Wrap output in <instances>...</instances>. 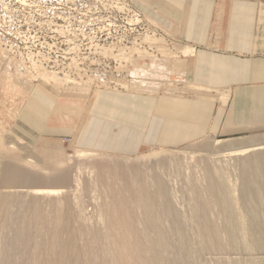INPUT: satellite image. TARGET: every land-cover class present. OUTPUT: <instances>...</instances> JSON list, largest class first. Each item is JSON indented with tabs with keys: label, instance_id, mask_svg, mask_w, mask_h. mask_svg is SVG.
<instances>
[{
	"label": "rangeland",
	"instance_id": "1",
	"mask_svg": "<svg viewBox=\"0 0 264 264\" xmlns=\"http://www.w3.org/2000/svg\"><path fill=\"white\" fill-rule=\"evenodd\" d=\"M258 2L261 9L259 39L264 42V0H258ZM149 19L138 10L137 0H0V174L2 176V173L7 168H10L13 173L15 172L14 170H18L19 173L33 176L36 180H55L64 175L70 179L67 180L69 183H64L65 185L56 182H51L50 184L34 182L35 184L30 183L27 186H23L24 188H6L1 182L0 201L3 195L7 196L10 194L9 196L12 195L14 198H12V201L18 203L20 200H26V203L29 204L33 196L31 197L30 195L31 199L29 200L23 194L33 191L28 190L31 187L44 192H62L63 190V198H69L70 201L68 203L70 204L63 208L62 214L65 216L64 220L67 223L60 227L63 231L60 229L61 232L59 234L61 235L62 233L61 236L65 238L66 242L69 236H78L79 234V236H83L84 242L88 241V243H91L93 247L87 251V254L86 252V255L80 254L83 264H92L91 257L94 256L93 253H96L95 240L91 239V236L96 233L94 231L100 230V228H107L109 224L108 217L104 216V214L111 212L113 210L112 207L108 206L101 212L99 205L106 203L111 193L108 188H100L98 184H96L98 186H94V184L89 183L90 180L85 175L89 171L87 168L89 165L82 164L77 160L72 165L69 164L68 157L75 154L77 148H79L71 140H42L36 145H29L27 143L22 144L15 138L12 126L24 104L25 94L10 78L4 75L8 59H5V57L3 59V56L6 55L9 56L6 58L22 61L24 59L27 75H31V73L35 75L33 66H39L38 68L41 67L40 69L54 71L60 75L67 74V76L79 77V74H82L83 78H85L82 80L88 78L87 82L93 84L89 83V86L86 85L90 89V93L96 89L101 77H106L105 79L108 80L110 78L125 79L130 82V91L116 89V84L112 86L110 84L108 88H103V90L151 93L142 89L160 86L161 82L167 84V80L159 81L157 78L166 76L167 68L174 61L186 58L183 57L185 55L183 52L185 46L183 41L175 39L172 33H169L154 22L152 24V20L150 19V21ZM34 61L37 62L35 63ZM187 71L188 69L184 76L172 75L171 80L182 85L186 80ZM93 81H96V84ZM112 81L114 82V80ZM41 83L40 80L35 82L36 85ZM179 83H177L178 86ZM44 87L49 92L56 94L60 103H72L79 106L81 114L86 113L85 111L90 107L93 98V96H83L80 94L82 93L81 90L71 85L65 86V88L54 84ZM179 88L182 87L179 86ZM165 91L166 89L164 88L161 92ZM244 139L264 140V127H255L249 129L246 133L229 137L208 135L191 144L171 149L173 151L161 147H147L141 154L131 157V160H133L131 162L140 165L136 164V168L134 166L133 171L131 170L133 166L130 167L131 171L129 168H125L127 170L121 168L123 172L120 169L119 173H117L120 174L118 177L116 171L119 168L115 171H113L115 169L114 166L107 168L108 172V169L114 167L112 171L109 170L108 172L111 175L115 174L114 177L111 176L110 180L112 183L115 178H124V175L131 178V175L132 177L136 175L134 172L136 173L137 168H142L141 170L143 171L139 169L141 172H139L141 174L139 176L142 179H147V185H149L147 188L149 187L148 190L151 193L154 192V195L158 193L155 191L159 188L155 184L157 179L160 180L163 177L160 181H166L163 182L167 184H165V187H167L166 192H170L168 193V199L172 209L174 208L172 210L174 215L165 216L164 221L168 223L164 222V228H167V235L169 239L172 237L171 243L174 242L172 245H175L178 234L172 230L176 227L175 224H179L177 227L183 226L184 228L182 227L183 229H181L184 231V237L194 248L185 255H180L179 253L170 254V256H177L178 264H264V200L256 198V193H260L262 197L264 196V151L247 153L234 158H228L221 152L227 146ZM156 153H175L176 157H173L171 162L165 161V158L162 163V160L158 162L149 161L153 160V155ZM100 154L112 155H102L103 160H116L123 164L130 160L125 156L107 153ZM144 157L147 160L144 161ZM250 158H256L260 162L253 168L250 164L245 165L244 162H241L246 160L247 163ZM27 161L32 162V164L27 163ZM8 162L9 164H18L21 167L8 165ZM206 168L208 172H212V177L224 188H229L230 191L225 195V205L228 207H219V209L204 207L206 199L209 197V195H206L208 192L204 191L208 190L209 187V178L205 176ZM124 171L131 173V175L129 173H126V175ZM81 175L84 177L82 183H80ZM148 176L151 177L154 183L150 181ZM153 176L157 178H153ZM74 181H78L77 185ZM115 182L113 184H119L117 183L118 180ZM194 182L198 187L200 186L202 191ZM253 182L256 185H252ZM193 183L194 185H192ZM152 186L154 190L151 189ZM155 186H157L156 190ZM78 187H80L82 193ZM101 191L105 192L104 195H107L104 196ZM158 191L161 192V190ZM199 192L202 193L200 194L202 196L198 195ZM247 194L250 196L245 198ZM156 195H161V193ZM49 200L48 198L42 199V202L39 200L41 207H48ZM163 203L165 204V202ZM1 209L3 208L0 204V229L3 227V221L5 222L4 224H7L11 219L7 217L10 210L4 209V211H7L4 214ZM204 211L208 215H203ZM196 212L199 213V216H194ZM171 217L172 221L170 220ZM5 218L7 219L5 220ZM44 218L45 224L41 225L43 226V235L39 234L42 230L39 225V227L32 226L31 233L34 237L40 235L41 239L38 238L40 242L36 239L35 243L45 249L48 246L46 245L49 242L48 240L56 234L52 235L54 231H50L51 227L52 229L56 228L54 226L56 224L54 219L56 218L55 215ZM196 220L199 223H195ZM214 222L220 230L223 249L216 250L214 241H211L210 244L207 242L210 236V225L212 223L215 224ZM17 226L15 225L19 229ZM138 226L140 229L144 228L142 224H137ZM140 226L143 227L141 228ZM243 226L249 227L250 233H243ZM15 227L7 229L5 233L0 232V241L6 234V236H12L9 242L15 241L16 239H13V237L17 238L15 237L17 236ZM85 228L89 229V231ZM68 229L71 231H69L70 234H67L66 230ZM36 233L38 234L36 235ZM137 234L141 235L142 233ZM48 236H50L49 239H47ZM19 241L21 240H16L15 242L18 244ZM9 242L5 240L6 247L9 246ZM25 242L27 241L20 242V246L19 244L15 245L16 243L14 242L13 244L10 243L11 245L7 248L3 246L2 251H4L5 256L0 258V262L3 261L0 264H20L21 262V264H33L34 262L40 261L39 263H41L45 260L46 252H44L45 257L43 260H40V258L37 260L32 253L36 248V244L30 241H28L29 244ZM22 246L27 247L29 252L26 251L27 248L21 249ZM73 251V249H69L65 256L71 262L73 261ZM76 252L77 250L74 251V253ZM22 254L24 255L23 258L26 255L30 256L29 259L28 257L23 259ZM45 262L44 264H46ZM93 262V264H102L104 259H93Z\"/></svg>",
	"mask_w": 264,
	"mask_h": 264
},
{
	"label": "crops",
	"instance_id": "2",
	"mask_svg": "<svg viewBox=\"0 0 264 264\" xmlns=\"http://www.w3.org/2000/svg\"><path fill=\"white\" fill-rule=\"evenodd\" d=\"M137 7L152 24L182 40L184 50H194L157 78L167 84L142 89L151 93L78 88L93 96L84 114L45 89L65 88L51 77H42L31 92L17 85L25 94L12 126L20 143L69 139L76 151L132 159L147 147L171 150L208 135L229 137L264 127L258 0H137ZM187 69L179 88L171 76H184Z\"/></svg>",
	"mask_w": 264,
	"mask_h": 264
},
{
	"label": "bare ground",
	"instance_id": "3",
	"mask_svg": "<svg viewBox=\"0 0 264 264\" xmlns=\"http://www.w3.org/2000/svg\"><path fill=\"white\" fill-rule=\"evenodd\" d=\"M6 9H8V8H6ZM193 51L194 50H192L191 48H186L183 52L185 53V55H187V54H191ZM4 57H5V59H8L7 60L8 65L5 66L7 68L4 67L6 69V70H4V75L6 77L12 79L16 85L21 87L26 92H31L32 89L34 88V84H35L36 80H40L42 77H49V78L51 77L52 79L61 83L64 86L71 85V86H74V87H77L80 89L83 88V89L90 90L86 85H88L89 83L90 84H92V83L87 82L89 80L88 78L86 80H82V79H85V78H83L82 74H79V77H77V76L73 77L70 75L67 76V74L60 75L54 71L52 72V71H48L45 69H40L41 67L38 68L39 66H33V71H34L33 73H35V75H33L32 73H31V75H27V68H25L26 62L25 63L23 62L24 59L22 61V60L10 58V59H12V60H10L9 58H6L9 56L4 55L3 59H4ZM40 66H41V64H40ZM97 71H98V69H97ZM97 75H98V73H97ZM105 78L106 77H101V80L98 81L99 82L98 85H96V89L108 88L110 84H111V86L116 84L115 85L116 89H123V90H129L130 91V82L128 80H125V79L119 80L117 78L116 79L110 78L108 80ZM112 80H114V82ZM93 83L96 84V81H93ZM215 144H216V142H215ZM217 144H219V143H217ZM170 151H173V150H170ZM257 151H264V140L244 139V140L235 142V143L227 146L221 152L223 153L224 156H226L228 158H234V157L246 155L247 153H252V152H257ZM104 156H109V155H104ZM113 157H115V156H113ZM173 157H176L175 153H170V154L156 153L155 155H153V160H149V161L158 162V161L162 160L161 161V163H162L163 159L165 158L166 159V160L164 159L165 161L171 162V160L173 161V159H172ZM75 160H77L78 162H80L82 164L89 165V166H87L89 171L86 172L87 174L84 173L85 175L88 176V178L90 180L89 183L94 184V186L96 184H98V185H100L99 186L100 188H108L109 192L111 193L110 196L108 194L109 197L107 196L108 199H107L106 203H104V204L102 203L99 205V209L101 212H103V210L105 208H108V206L112 207L113 210L111 212L108 210L109 211L108 213H105V214L103 213L104 216L106 215L108 217L109 224H108L107 228H103V229L100 228V230H97V231L93 230L94 233L95 232L96 233L98 232V233L97 234L95 233V235H93V236L90 235L91 239L95 240L94 243H95V248H96V253H93L94 256L91 257L92 260L90 259L92 261V264L94 263L93 259H99V258L104 259V263H102V264H178L177 260H176L177 256L176 255L170 256V254L172 255L175 253H179L180 255H185L187 252H191V250L194 249L188 243L189 241H187L186 238L184 237V234H183L184 231L182 230L184 228L183 226L180 225L181 227H177V225L179 226V224H175L176 227L174 228L175 225L173 224L174 225L173 230L170 227L172 231H174L175 233L178 234L177 241H176L177 245L176 244L172 245V243L174 244V242L171 243L172 237L170 236L171 238L169 239V236L167 235V233H168L167 228L166 227L164 228V222H165L164 218H165V216H168V215L170 216L171 214L174 215L173 211H172V210H174V208L172 209V205L168 199V196H169L168 193H170V192H168V193L166 192L167 187H165L166 183H164L166 181H164V180H163L164 182L160 181L163 177L160 180L157 179V181L155 179V181H156L155 184H157V186L159 187L158 190H161V192L156 190L157 186H155V190H156L155 192H158L159 194L161 193V195L157 196L156 194H158V193H156L154 195L153 194L154 192L151 193L150 190H148L149 187L147 188V186H149V185H147V181H146L147 179H142L140 177L141 172L139 171V169L141 170L142 168H139V169L137 168L136 173L134 172V174H136V175L133 177H132L131 173L128 172L131 175V178H129L130 177L129 175H128L129 177H125V175H124V178H119V179L115 178L113 180L114 182L116 180H118L117 183H119V184H113L114 182L113 183L111 182L110 179L112 177H114L115 174L111 175V173H108V172H109V170L112 171V169L114 167H115V169H113V171H115L116 169L119 168V170L116 171V174L119 173L121 168L122 169H125V168L128 169L129 168V170H130L131 169L130 167L133 166L131 170L132 171L134 170L133 169L134 166L138 163L131 162V161H133L131 159L126 164H123L120 161H116V160H103V157L101 154L98 155V154L92 153V152L76 151L75 154L68 157V161H69L70 165H72ZM143 160L145 161V160H147V158H145ZM247 161H248L247 163H246V160L241 161V162H244L245 165L250 164L252 168L255 167L258 164V162H260L256 158H250V160H247ZM263 162H264V158H263ZM150 164H151V162H150ZM200 164H201V162H200ZM8 165H12V164H9V162H8ZM138 165H140V164H138ZM144 165H148V164H144ZM112 166H114V167L111 169H108V172H107V168L112 167ZM154 166H157V165H154ZM258 167H259V165H258ZM135 168H136V166H135ZM122 169H121V172H123ZM127 169H125V170H127ZM169 169H171V168H169ZM14 171L15 172L13 173L10 168H7L6 171L4 173H2V176L0 174V183L2 182L4 187H6V188H24L23 186H25V185L27 186L30 183L35 184L34 182H38L39 184L43 183V182L49 183V184L51 182H56V183L62 184V185L65 182L69 183V181H67L69 179V177L66 175H64L62 177H58L55 180H49V179H46V180L37 179L36 180L35 177H33V176L26 175L23 173H19L18 170H14ZM141 171H143V170H141ZM124 172H125V174L127 173V171H124ZM145 172H146V170H145ZM146 173H144V174H146ZM211 173L208 172V169L205 171V176H207L209 178V187H208V190H204V191L208 192V194H206V195H209V197L208 198L206 197L207 199H206V203H205L204 207H206V208L207 207L208 208H218V209H219V207L224 208L225 206H227V205H225L226 204L225 195L230 190H229V188H227V189L224 188L216 179H214L212 177ZM122 174H121V176H122ZM132 174H133V172H132ZM82 175L80 178L81 182L79 181L80 183H82V181H83L82 179L84 178V177H82ZM119 175L120 174H117V177ZM142 175H143V172H142ZM53 177H55V176H53ZM149 178H150V181L153 182V180H151V177H149ZM153 178H157V177L153 176ZM74 182H76V185H77L78 181H74ZM194 183L192 185H194ZM148 184H149V182H148ZM150 184H152V183H150ZM98 185H96V186H98ZM195 185H196V183H195ZM252 185H256V183L253 182ZM206 186H204V187H206ZM32 188L33 187H31V189L30 188L29 189L27 188V189L33 190V191H28V192H26V194H23V196L26 198L28 197L29 200L31 199L30 195H31V197L33 196V198L31 199V202H29V204L26 203V200H22V201L20 200V202H18V203L15 201H12L13 196L12 195H11L12 197L9 196L10 194L7 196L3 195V197L0 201V204L3 208V209H1V210H3L2 213H4V212L7 213V211H4V209L5 210L9 209L10 212L8 211L7 217H10L11 219L7 224H4L5 222L3 221V225H2L3 227L0 229V232L5 233L7 229H12L13 227H15V225H18L17 227H19V229H17L15 227L17 229V232H16L17 236H15V237H17V238L13 237V239H16L17 241L21 240L18 242L19 246L21 244L20 242H22V241L23 242L27 241L25 243H28V244H29L28 241L36 244V248L33 250L34 252H32V253L34 254L33 257L35 256L34 258H37V260H39V258H40V260H43V258L45 257L44 252H46L47 258L45 257L44 259L45 260L47 259V261L46 262H45V260L42 261L43 262V263L41 262L42 264H44V262L46 264H83L80 254L86 255L87 251H89V249H91L93 247V246H91V243L90 242L88 243V241L84 242L83 236H79V234H78V236L77 235L69 236L68 241L66 242L64 240L65 238L61 236L62 233H61V235L59 234L62 230L60 227L64 223L65 224L67 223L64 220L65 216H63L62 211H64V209H63L64 206H67L68 204H70V203H68L70 201L69 198H67V197L63 198V193H62L63 190H62V192L61 191L44 192L43 190L40 191V190L32 189ZM153 188L154 187L152 186L151 189H153ZM190 188H192V187H190ZM198 188L200 189V186ZM78 189H79V191H81L80 187H78ZM92 189H93V186H92ZM82 190H83V188H82ZM193 190H194V188H193ZM200 190L202 191V189H200ZM99 191H100V189H99ZM81 193H82V191H81ZM104 193H103V195H104ZM195 193H197V192H195ZM200 194H202V193L199 192L198 195H200ZM105 195H107V194H105ZM198 195H196V196H198ZM14 196H15V194H14ZM40 196H43V197H40ZM67 196H68V194H67ZM95 196H94V198H95ZM200 196H202V195H200ZM248 196H250V195L247 194L245 196V198H248ZM193 197H194V195H193ZM45 198H48V200L50 199L49 203H48V207L42 208L40 203L42 202V199H45ZM52 198H54V199H52ZM256 198H259V200H261V199L264 200V196L262 197V195H260V193H256ZM39 200H41V202H39ZM105 200H106V197H105ZM196 201L198 202V200H196ZM162 202H165V204L164 203L162 204ZM197 202H196V206H197ZM220 202H221V204H220ZM193 205H191V206L194 207ZM15 210H16V212H15ZM103 214H102V216H103ZM202 214L208 215V214H206L205 211ZM51 215H55L56 219H54V222H56V224H54V226H56V228L52 229V227H51L50 231L51 232H52V230L54 231L52 233V235L54 233H56V234L51 236V238H50V236H48L47 239L50 238V240H48L49 242L46 244V245H48L47 248L44 249L39 244L35 243V241H37L36 239H38V238L41 239L40 235H43L44 231L42 228L43 226H41V225H43V223L45 221L44 217H46V216L50 217ZM194 216H199V213L196 212ZM239 216H241V215H239ZM237 217H238V215H237ZM6 219L7 218H5V220ZM170 220L171 221L173 220L172 217ZM198 220H196L195 223H199V222H197ZM51 221H53V219H51ZM165 223L167 224L168 222H165ZM172 223H170V224H172ZM137 224H140V225L142 224L144 226V228L140 229L139 226L137 227ZM38 225L41 227L40 229H42V230L39 233L40 235L38 237L36 236L37 237L36 238L31 233V231H32L31 227L32 226L37 227ZM170 228H168V229H170ZM55 229H57L56 232H55ZM69 229L66 230L67 234L70 231ZM89 229H91V227H89ZM89 229H86V230L89 231ZM171 230H169V231L172 232ZM8 231L10 232V230H8ZM66 231L64 230V232H66ZM209 231H210V236H209V240L207 242H209V244H210L211 241H214L216 243L215 249L216 250L221 249L222 248V243H221L222 241H221V236H220V232H219L220 230L218 228V225H216V223L215 224L212 223L210 225ZM242 231H243V233H250L249 227L243 226ZM73 233H74V231H73ZM137 233H139V234L142 233V234L138 235ZM37 234L38 233H36V235ZM6 235L5 236L3 235L4 237L1 238L2 242L0 241V258L5 256L4 251H2V247L3 246H4V248L6 247L5 246L6 245L5 240H6V242L7 241L9 242V240L12 238V236H6ZM39 239H38V241L40 242ZM173 239H174V235H173ZM15 241L13 240V242L16 243L15 245H18L17 242H15ZM13 242L10 241L8 245L10 246L11 244H13ZM46 245H45V247H46ZM9 246H7V247H9ZM22 247H24V246H22ZM22 247H21V249L27 248V247H24V248H22ZM69 249H73L74 251L77 250L76 253H74V251H73V254H72V260L73 261L72 262L67 260L68 258L65 257L67 254L66 252H68ZM5 251H6V249H5ZM26 251L29 252L28 248L26 249ZM85 252H86V254H85ZM23 257H24V255L22 254V258ZM26 257H28V255H26ZM29 257H28V259H29ZM25 258H23V259H25ZM34 258H31V259L34 260ZM37 260H34V261H37ZM34 261H32V262H34ZM2 262H0V263H2ZM39 262L37 261V263L36 262H34V263L41 264Z\"/></svg>",
	"mask_w": 264,
	"mask_h": 264
}]
</instances>
